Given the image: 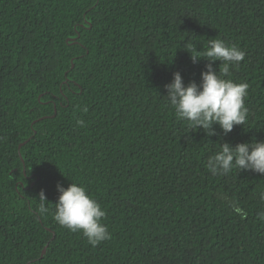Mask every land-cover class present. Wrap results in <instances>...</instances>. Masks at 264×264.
Masks as SVG:
<instances>
[{"label":"trees","instance_id":"trees-1","mask_svg":"<svg viewBox=\"0 0 264 264\" xmlns=\"http://www.w3.org/2000/svg\"><path fill=\"white\" fill-rule=\"evenodd\" d=\"M211 39L245 53L224 78L248 84V118L227 134L166 97L177 71L200 83L209 61L190 52ZM253 140L264 0H0V264H264V175L206 166ZM72 182L105 211L96 247L53 219Z\"/></svg>","mask_w":264,"mask_h":264},{"label":"clouds","instance_id":"clouds-1","mask_svg":"<svg viewBox=\"0 0 264 264\" xmlns=\"http://www.w3.org/2000/svg\"><path fill=\"white\" fill-rule=\"evenodd\" d=\"M190 54L193 63L201 58L209 63L207 70L201 73L199 84L195 81L185 84L177 71L172 81L165 85L167 100L174 108L177 119L187 120L191 127L202 128L207 135L216 134L214 124L219 125L225 134L231 132L235 125H244L248 118L245 98L249 86L224 77L229 74L230 68L239 66L245 53L222 39H211L202 55L200 51ZM215 61H220L219 71L214 70ZM77 123L83 124L82 121ZM206 166L213 174H227L236 168L264 175V140L238 143L234 147L223 143L221 150L208 159ZM57 191L59 196L54 203L53 219L61 227L82 233L93 247L111 238L107 226L101 223L105 211L83 186L72 182L65 188L58 183ZM38 199L41 202L40 213H47L44 204L47 198L43 190ZM261 199L264 200V193ZM258 219L264 221V213H259Z\"/></svg>","mask_w":264,"mask_h":264},{"label":"water","instance_id":"water-1","mask_svg":"<svg viewBox=\"0 0 264 264\" xmlns=\"http://www.w3.org/2000/svg\"><path fill=\"white\" fill-rule=\"evenodd\" d=\"M28 140V138L26 139V140H24L21 144H19V147L22 145V144H24L26 141ZM44 253V249H43V251H42V254ZM41 254V255H42Z\"/></svg>","mask_w":264,"mask_h":264}]
</instances>
